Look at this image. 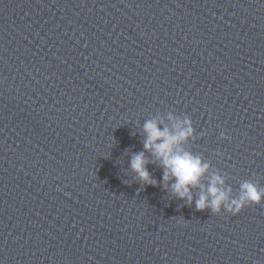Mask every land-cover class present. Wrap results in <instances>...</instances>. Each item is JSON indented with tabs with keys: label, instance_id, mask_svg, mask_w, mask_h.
<instances>
[{
	"label": "water",
	"instance_id": "95a60500",
	"mask_svg": "<svg viewBox=\"0 0 264 264\" xmlns=\"http://www.w3.org/2000/svg\"><path fill=\"white\" fill-rule=\"evenodd\" d=\"M170 115L210 165L194 198L264 189V0H0V264H264V203L165 184L143 125Z\"/></svg>",
	"mask_w": 264,
	"mask_h": 264
},
{
	"label": "clouds",
	"instance_id": "9594fccd",
	"mask_svg": "<svg viewBox=\"0 0 264 264\" xmlns=\"http://www.w3.org/2000/svg\"><path fill=\"white\" fill-rule=\"evenodd\" d=\"M173 120V129L165 127L161 129L158 122L148 120L143 125L146 140L144 149L152 153L155 159L164 169L163 180L167 185L171 183L173 192L181 199L194 203L197 210L211 209L220 214L224 211L233 215L239 214L245 207L252 204L264 203V189L259 188L251 181H245L240 185L238 198L231 196L232 189L224 187L222 176L216 174L210 179L206 191H202L198 198H194L192 189L201 186L202 178L206 175L210 165L201 157L193 155L180 145L188 138L193 137L194 128L190 117ZM221 139H227L225 133H221ZM152 161L146 158L145 152L135 153L131 157V169L139 179L148 185H155L147 165Z\"/></svg>",
	"mask_w": 264,
	"mask_h": 264
}]
</instances>
